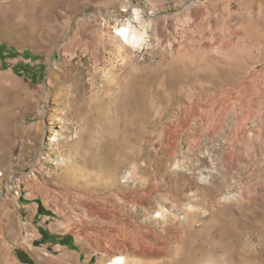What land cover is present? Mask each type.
<instances>
[{
	"label": "rangeland",
	"instance_id": "obj_1",
	"mask_svg": "<svg viewBox=\"0 0 264 264\" xmlns=\"http://www.w3.org/2000/svg\"><path fill=\"white\" fill-rule=\"evenodd\" d=\"M0 44V264H264V0H0Z\"/></svg>",
	"mask_w": 264,
	"mask_h": 264
},
{
	"label": "trees",
	"instance_id": "obj_2",
	"mask_svg": "<svg viewBox=\"0 0 264 264\" xmlns=\"http://www.w3.org/2000/svg\"><path fill=\"white\" fill-rule=\"evenodd\" d=\"M5 50L4 46L2 44H0V56L3 53V51ZM16 71H19V66L15 67ZM31 79L36 78V76H29ZM42 236H43V240H53L54 244L56 243H60V244H67L69 243V238L67 236L64 237H58V236H48V232L45 230H40ZM16 255L19 258V260L24 263V264H34L33 259L27 254L25 253L21 248H16L15 249Z\"/></svg>",
	"mask_w": 264,
	"mask_h": 264
},
{
	"label": "clouds",
	"instance_id": "obj_3",
	"mask_svg": "<svg viewBox=\"0 0 264 264\" xmlns=\"http://www.w3.org/2000/svg\"><path fill=\"white\" fill-rule=\"evenodd\" d=\"M136 18L139 20L140 18V12L139 10H136ZM117 31L119 32L120 35H122L126 40L128 39L127 33H128V29L127 28H120L117 29ZM145 37L143 32H141L139 34V36H134L133 37V41H134V46L136 47H140L143 46ZM157 215H159V213H157ZM123 257H117L112 261V264H123Z\"/></svg>",
	"mask_w": 264,
	"mask_h": 264
},
{
	"label": "bare ground",
	"instance_id": "obj_4",
	"mask_svg": "<svg viewBox=\"0 0 264 264\" xmlns=\"http://www.w3.org/2000/svg\"><path fill=\"white\" fill-rule=\"evenodd\" d=\"M120 24L121 23L118 22V26H121ZM120 28H127L128 29V33H127L128 39L127 40L121 35V37L123 38V40H125L126 42H132L133 43L134 42L133 41V37L134 36H137V37L139 36L136 32H134L133 30H131V28L129 26L125 25L124 23L122 24V26Z\"/></svg>",
	"mask_w": 264,
	"mask_h": 264
}]
</instances>
